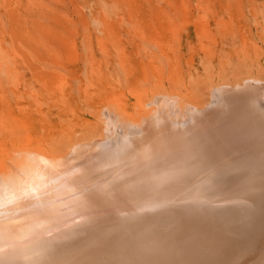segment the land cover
<instances>
[{
	"label": "rangeland",
	"instance_id": "obj_1",
	"mask_svg": "<svg viewBox=\"0 0 264 264\" xmlns=\"http://www.w3.org/2000/svg\"><path fill=\"white\" fill-rule=\"evenodd\" d=\"M202 136H213L204 147L212 150L199 156L194 150ZM255 143L264 145V0H0V169L12 153L32 149L60 159L63 168H57L64 174L73 167V176L80 178L77 186L92 170L111 171L98 181L106 192L126 162L124 157L113 163L105 152H126L127 160L138 153L150 159L185 144L188 160L205 168L209 161L203 158L213 149L223 150L214 165L231 159L233 149L249 150ZM166 162L153 175L154 184L164 189L183 168L172 165L176 159ZM75 163L85 164L88 172L79 170L81 165L74 168ZM263 165L247 171V178L250 173L256 178L246 184V169L237 176L242 168L233 169L236 184L231 190L252 185L264 191ZM115 166V172L110 170ZM124 178L119 181L126 182ZM90 189L77 188L75 197L83 198ZM231 190L214 187L206 195L212 198L209 204L198 203L195 212L223 204ZM87 195L85 202L92 194ZM257 197L250 199L256 214L264 206ZM151 206L157 215L159 208ZM246 227L248 244L259 258L264 254V223L259 227L255 219ZM245 243L246 229L242 247Z\"/></svg>",
	"mask_w": 264,
	"mask_h": 264
},
{
	"label": "bare ground",
	"instance_id": "obj_2",
	"mask_svg": "<svg viewBox=\"0 0 264 264\" xmlns=\"http://www.w3.org/2000/svg\"><path fill=\"white\" fill-rule=\"evenodd\" d=\"M250 82L245 83L246 89L251 85ZM235 89L242 91L244 88ZM227 130L225 127L222 132L226 134ZM209 132L212 133V131L206 133ZM205 138L202 136L197 139L198 144L195 146L198 149L194 151L200 154L199 156L204 155L207 150H212L204 147L206 141L213 136ZM253 147L249 150L247 147L241 152L233 149L234 151L228 155L231 159L228 160L225 156L227 160L220 159L214 165L212 163L223 156V150L221 152L220 147L213 149L210 156L203 158L209 161L205 168L202 166L197 168V163L193 159L191 162L188 160L185 144H180L174 152L169 150L168 156L167 153L160 156L157 154L158 156L150 159L140 156L139 153L135 154L133 150L131 152L137 157L131 160L126 159L128 155L126 152L111 155L105 152L104 157L113 163L124 157L123 161L126 162L122 161L123 165L126 164V167H123L126 172L122 169L119 174L117 171L116 174L113 173L115 180L107 183L108 186L111 185V189L106 192L103 191L105 188L101 191L103 186L101 187L98 181L103 182L101 178L112 174L111 171L108 173L101 169L97 172L92 170L93 173L91 171L89 173L92 174L91 177L83 176L84 182H80L83 184L77 186L80 178L77 181L78 178L73 176V172H76L73 167L72 170H68L64 163L67 170H64L65 174L62 169L57 168L63 163L60 159L46 158L39 155L40 152L39 154L32 152V149H21L22 152L12 153L11 160L7 159L8 163L0 169V178L5 177L0 183V264H264V258L261 259L264 254L257 258L258 254H254L255 249L248 244L249 227H246L255 219L259 227L264 223V218L259 217L264 212V206L261 212L259 210L256 214L255 200L250 202L251 196L256 195L263 199L261 204L264 205V191L257 190L252 185L250 187L246 185L238 192L231 190L236 184L233 178L240 172L244 169L246 173L254 171V167L264 163V145L255 143ZM79 152L78 150L77 154ZM71 153L68 155H72ZM235 153L239 155V160L236 158L232 161ZM67 157L69 158L66 155ZM15 158L17 162H9ZM31 159L38 162L28 164ZM70 159L73 160V157L70 156ZM166 160H172L175 162L173 166L177 164L183 168L173 174L176 178L174 177L169 182L170 185L164 189V185L154 184L156 177L153 175L157 173L159 175V172L155 173L158 171L156 167L167 166ZM242 163L243 167L240 166ZM48 164H53V167H49ZM79 165L76 164L77 167L74 168L78 169ZM84 165H81L79 170H82ZM86 165L90 166L89 161ZM12 167L14 170L9 171L8 169ZM85 167L83 172H88L84 171ZM144 167L150 169L143 170ZM23 168L25 172L28 171L27 174L22 172ZM235 168L242 169L235 171L237 174L234 177L232 173ZM117 169L115 166L110 170L115 172ZM248 174L244 184L256 178L254 173H250L251 177L247 178ZM123 177H126L124 178L126 182L119 181ZM71 182H74L73 185L76 184L74 189ZM262 184L264 186V182ZM57 185L59 190L55 191ZM87 185L91 187L90 193L87 194L93 196L91 195L85 202L86 197H89L87 194L80 198L75 197L74 192L80 187L87 189ZM216 186L217 190L222 188L232 192L224 195L227 199L223 204L213 203L212 207L197 214L198 212H195L199 207L197 204L208 205L212 198L206 195ZM86 192L88 190L84 193ZM151 204L159 208L156 211L157 215H153L152 211L156 207ZM252 214L254 215L251 217ZM175 220L180 222L176 225L172 223L176 222ZM245 229L246 243L242 247ZM88 246L93 249L85 252Z\"/></svg>",
	"mask_w": 264,
	"mask_h": 264
}]
</instances>
